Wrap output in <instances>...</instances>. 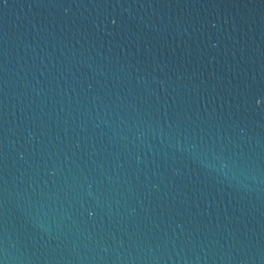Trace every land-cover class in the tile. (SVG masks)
<instances>
[{
  "label": "water",
  "instance_id": "1",
  "mask_svg": "<svg viewBox=\"0 0 264 264\" xmlns=\"http://www.w3.org/2000/svg\"><path fill=\"white\" fill-rule=\"evenodd\" d=\"M0 264H264V0H0Z\"/></svg>",
  "mask_w": 264,
  "mask_h": 264
}]
</instances>
